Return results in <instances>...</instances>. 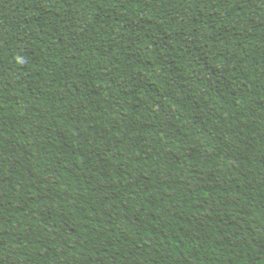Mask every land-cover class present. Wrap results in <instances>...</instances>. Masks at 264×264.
<instances>
[{
  "label": "trees",
  "instance_id": "1",
  "mask_svg": "<svg viewBox=\"0 0 264 264\" xmlns=\"http://www.w3.org/2000/svg\"><path fill=\"white\" fill-rule=\"evenodd\" d=\"M0 264H264V0H0Z\"/></svg>",
  "mask_w": 264,
  "mask_h": 264
}]
</instances>
